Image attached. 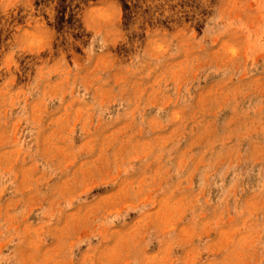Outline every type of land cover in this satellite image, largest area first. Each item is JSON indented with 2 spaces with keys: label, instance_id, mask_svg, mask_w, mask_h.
<instances>
[{
  "label": "rangeland",
  "instance_id": "obj_1",
  "mask_svg": "<svg viewBox=\"0 0 264 264\" xmlns=\"http://www.w3.org/2000/svg\"><path fill=\"white\" fill-rule=\"evenodd\" d=\"M0 264H264V0H0Z\"/></svg>",
  "mask_w": 264,
  "mask_h": 264
}]
</instances>
